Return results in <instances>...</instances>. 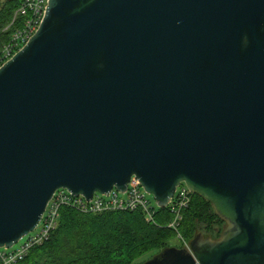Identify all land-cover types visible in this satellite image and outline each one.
<instances>
[{
	"label": "water",
	"instance_id": "95a60500",
	"mask_svg": "<svg viewBox=\"0 0 264 264\" xmlns=\"http://www.w3.org/2000/svg\"><path fill=\"white\" fill-rule=\"evenodd\" d=\"M133 176L224 223L142 264H264V0H48L0 67V248Z\"/></svg>",
	"mask_w": 264,
	"mask_h": 264
},
{
	"label": "trees",
	"instance_id": "16d2710c",
	"mask_svg": "<svg viewBox=\"0 0 264 264\" xmlns=\"http://www.w3.org/2000/svg\"><path fill=\"white\" fill-rule=\"evenodd\" d=\"M20 3L0 0V52L16 31L15 26L6 27ZM172 220L169 207L156 208L152 223L145 221L140 210L84 214L64 207L49 240L18 264H133L148 253L172 247L170 242L178 233L191 242L200 233L217 238L224 226L210 203L194 194L177 232L169 227Z\"/></svg>",
	"mask_w": 264,
	"mask_h": 264
},
{
	"label": "built area",
	"instance_id": "2783aa9c",
	"mask_svg": "<svg viewBox=\"0 0 264 264\" xmlns=\"http://www.w3.org/2000/svg\"><path fill=\"white\" fill-rule=\"evenodd\" d=\"M47 4L48 0H21L10 25L6 27L9 29L15 26L16 31L0 52V67L11 59L37 31L44 19ZM20 18H22L21 25L18 26L16 23ZM147 195L139 179L135 176L131 178L124 193L117 192L114 188L108 195L96 193L90 201L81 195L76 196L66 189H59L48 203L40 223L33 232L27 235L24 242L18 248H14L15 245L12 248H0V264H18L29 255L33 248L48 241L53 231L58 227L60 211L64 207L84 214L140 210L144 214L145 221L152 223L158 207L151 202ZM191 195L189 189L181 184L177 187L168 205L173 214V220L169 227L176 232L182 220V213L191 202ZM177 239L184 248L189 249V243L179 233Z\"/></svg>",
	"mask_w": 264,
	"mask_h": 264
},
{
	"label": "rangeland",
	"instance_id": "374dc122",
	"mask_svg": "<svg viewBox=\"0 0 264 264\" xmlns=\"http://www.w3.org/2000/svg\"><path fill=\"white\" fill-rule=\"evenodd\" d=\"M147 196H148V198L151 200V202H152L153 204L156 205V202H155L153 196H152V195H149V194H148ZM32 234H33V233H32ZM26 238H27V236L24 237V238L22 239V241H20L17 245H15L14 248H18V247L24 242V240H25ZM170 245H171L172 247H178V248L183 247L182 244L180 243V241H179L178 239H174V240H172V241L170 242ZM156 254H157L156 251H153V252H151V253H148V254L142 256L141 258H139L138 260H136L133 264H142L143 262H146V261H148L149 259H151V258H152L154 255H156Z\"/></svg>",
	"mask_w": 264,
	"mask_h": 264
}]
</instances>
